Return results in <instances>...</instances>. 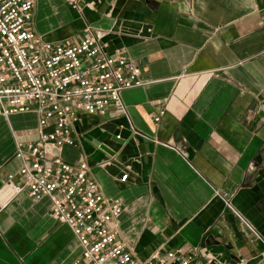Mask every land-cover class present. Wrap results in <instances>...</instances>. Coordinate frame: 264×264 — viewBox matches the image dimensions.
I'll list each match as a JSON object with an SVG mask.
<instances>
[{
	"label": "crops",
	"instance_id": "1",
	"mask_svg": "<svg viewBox=\"0 0 264 264\" xmlns=\"http://www.w3.org/2000/svg\"><path fill=\"white\" fill-rule=\"evenodd\" d=\"M31 25L55 42L98 29L108 53L141 67L121 108L76 112L60 150L119 199L117 238L140 259L173 249L264 264V0H34ZM36 137L35 111L0 113V264L79 255L47 196L2 188L7 174L21 183L16 144Z\"/></svg>",
	"mask_w": 264,
	"mask_h": 264
},
{
	"label": "built area",
	"instance_id": "2",
	"mask_svg": "<svg viewBox=\"0 0 264 264\" xmlns=\"http://www.w3.org/2000/svg\"><path fill=\"white\" fill-rule=\"evenodd\" d=\"M65 1L76 6V0ZM33 5L34 0H0V113H37L36 139L15 148L21 183L7 174L2 188L11 195L26 189L33 199L49 198L50 213L79 244L71 264H219L209 256L196 260L173 249H156L140 259L117 238L119 199L102 194L84 160L66 162L60 150L75 142L76 112L121 108V92L145 83L141 67L122 54L108 53L98 29H86L74 41L42 40L31 25Z\"/></svg>",
	"mask_w": 264,
	"mask_h": 264
},
{
	"label": "water",
	"instance_id": "3",
	"mask_svg": "<svg viewBox=\"0 0 264 264\" xmlns=\"http://www.w3.org/2000/svg\"><path fill=\"white\" fill-rule=\"evenodd\" d=\"M99 145H100L101 148H103L105 151L108 152V148H107V146H105L104 144H99Z\"/></svg>",
	"mask_w": 264,
	"mask_h": 264
}]
</instances>
